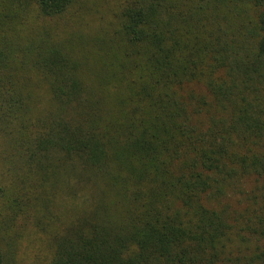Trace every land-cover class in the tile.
Returning <instances> with one entry per match:
<instances>
[{
    "label": "trees",
    "instance_id": "16d2710c",
    "mask_svg": "<svg viewBox=\"0 0 264 264\" xmlns=\"http://www.w3.org/2000/svg\"><path fill=\"white\" fill-rule=\"evenodd\" d=\"M74 1L0 0V264H264V0Z\"/></svg>",
    "mask_w": 264,
    "mask_h": 264
},
{
    "label": "rangeland",
    "instance_id": "374dc122",
    "mask_svg": "<svg viewBox=\"0 0 264 264\" xmlns=\"http://www.w3.org/2000/svg\"><path fill=\"white\" fill-rule=\"evenodd\" d=\"M123 0H75L72 7L55 24V33L70 38L76 44V36H93L99 24L108 23L115 18L119 4ZM57 26V27H56Z\"/></svg>",
    "mask_w": 264,
    "mask_h": 264
}]
</instances>
